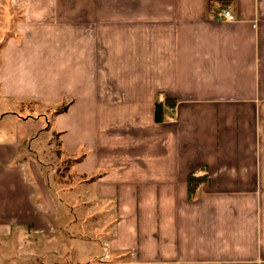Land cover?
Masks as SVG:
<instances>
[{"label": "crops", "instance_id": "0c3cea01", "mask_svg": "<svg viewBox=\"0 0 264 264\" xmlns=\"http://www.w3.org/2000/svg\"><path fill=\"white\" fill-rule=\"evenodd\" d=\"M207 1L10 0L15 20L0 0V29L16 32L0 98L47 108L0 116V238L54 230L22 159L52 129L65 156L85 155L74 190L103 224L95 239L69 235L80 264H264V0H229L233 22ZM160 96L177 104L157 123Z\"/></svg>", "mask_w": 264, "mask_h": 264}, {"label": "rangeland", "instance_id": "374dc122", "mask_svg": "<svg viewBox=\"0 0 264 264\" xmlns=\"http://www.w3.org/2000/svg\"><path fill=\"white\" fill-rule=\"evenodd\" d=\"M6 14H8L7 11ZM12 16L15 20L19 18L14 12ZM6 28L9 29V26L6 24L1 26L0 40H8L16 34L13 31V26L11 27V31H5ZM4 103L0 98V116L4 110H7L15 112L17 116H21L22 118L39 117V115L44 113L43 109L47 110V108L45 109L41 105H30V108L28 106L16 108L15 105H6ZM61 107L63 106L56 107L55 109L49 107L46 114L52 119L54 117L53 110H58ZM42 119L45 121L44 118ZM44 125L43 128L45 129L47 125ZM46 132H41L38 135V142L35 146L37 155L32 157L33 159L31 160L29 158L22 159L24 162L29 161L32 165L36 166L37 176L40 177V186L43 187L45 185L48 188L47 200L49 202L45 210H47L46 215H48V219L54 226V230L51 234L47 235L28 233L24 234L21 238H19V235H16L13 239L0 238V264H80L76 255L78 254L77 251L76 254L74 252L68 254L66 251V249H70V243L72 245L69 235L76 237L89 235L91 239H95L100 226H103L101 218L97 220L93 219L97 215L96 210L86 206V202L83 203L76 196L74 189L77 186V177L70 174L73 166L66 160L69 158L62 153L60 134L52 129L50 130V134ZM59 150L60 152L62 151L61 157H59ZM38 199L41 202L43 200L40 193H38ZM86 199L87 197L85 196L84 200L86 201ZM41 205L44 204L41 203ZM50 207L56 210L49 213ZM66 207H68L67 213L69 216L65 214L66 212H63V209ZM59 209L61 214L58 211ZM104 220L108 223V218ZM71 221H78L79 223H72ZM80 226L81 228H79ZM101 259L103 258L101 257ZM104 259H108L107 254ZM95 262L96 264L103 263L102 260ZM81 263L84 264V262Z\"/></svg>", "mask_w": 264, "mask_h": 264}, {"label": "trees", "instance_id": "16d2710c", "mask_svg": "<svg viewBox=\"0 0 264 264\" xmlns=\"http://www.w3.org/2000/svg\"><path fill=\"white\" fill-rule=\"evenodd\" d=\"M231 1L229 0H208L207 1V12L208 15L210 17H217L218 14H220L223 10H228V8L231 6ZM3 4L4 7L2 6V9H6V11L8 13H13V9L10 5V0H3ZM8 29H5V31H7ZM6 41L7 40H0V56H1V52L4 49V47L6 46ZM177 104V101L165 98L163 96H160V98L158 99L157 103H156V110H155V121L157 123H162L165 119L164 116V110L165 108H175ZM67 109V106L63 105V107L59 108L58 110H56L54 112V115H60L63 112H65ZM61 135V133H59ZM60 147H62V144L60 142ZM59 152V157H61L62 153ZM85 155H81L77 158H69L66 159L68 160V162L74 166L76 164H78L79 162H81L82 160H84ZM67 162V161H66ZM69 169V167H68ZM96 179L92 178L89 180V182H94ZM207 173L205 170L198 172V173H191L188 176L187 179V183H188V199L190 201H194L198 198L199 194H200V190L203 184H205L207 181Z\"/></svg>", "mask_w": 264, "mask_h": 264}, {"label": "built area", "instance_id": "2783aa9c", "mask_svg": "<svg viewBox=\"0 0 264 264\" xmlns=\"http://www.w3.org/2000/svg\"><path fill=\"white\" fill-rule=\"evenodd\" d=\"M219 20L223 21H228V22H233L236 20L235 15L232 13L230 10H223L219 15H218Z\"/></svg>", "mask_w": 264, "mask_h": 264}]
</instances>
